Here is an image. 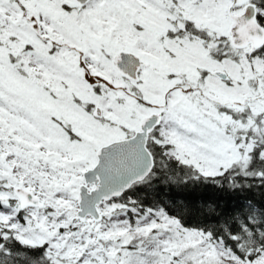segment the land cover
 Here are the masks:
<instances>
[{"label": "snow or ice", "instance_id": "snow-or-ice-1", "mask_svg": "<svg viewBox=\"0 0 264 264\" xmlns=\"http://www.w3.org/2000/svg\"><path fill=\"white\" fill-rule=\"evenodd\" d=\"M0 264H264V0H0Z\"/></svg>", "mask_w": 264, "mask_h": 264}]
</instances>
